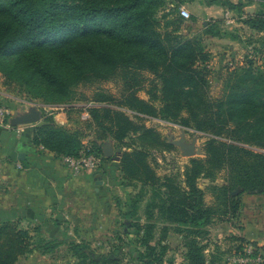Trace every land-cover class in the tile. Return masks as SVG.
<instances>
[{"label":"trees","instance_id":"obj_1","mask_svg":"<svg viewBox=\"0 0 264 264\" xmlns=\"http://www.w3.org/2000/svg\"><path fill=\"white\" fill-rule=\"evenodd\" d=\"M162 1L0 0V67L8 66V58H14V68L21 65L31 79L60 95L68 94L77 83L105 80L120 70L127 85L120 99L97 91L90 99L91 106L68 110L86 111V125L94 127L97 138L110 137L121 144L134 136L117 163L123 178L149 185L161 216L183 227L187 264H221L213 256L206 258L198 236L213 217L237 216L242 192L264 194V153L248 147L264 149V70L251 59L228 67L223 95L211 97L209 52L198 38H182L172 30L157 28L154 14ZM257 1L264 7V0ZM207 2L238 7L228 0ZM244 23L264 33V12L248 13ZM137 70L138 75L145 70L154 76L147 98L137 96L133 88L138 84L141 89ZM112 106L134 112L138 123ZM146 117L209 135L204 157H190L181 175L159 176L148 147L172 146L141 122ZM83 137L82 129H68L50 118L31 129V145L57 158L77 156ZM89 151L101 157L104 164L100 169L104 168L109 158L92 147ZM220 170L225 171L224 183L209 186L214 202L208 205L197 181L201 177L212 180ZM134 212L135 208L125 213L126 217ZM152 229L151 224L145 225L144 243ZM31 231L37 234L38 226ZM57 242L31 235L17 219L0 221V264H14L34 249L52 252ZM68 244L76 264L117 262L87 243L71 240Z\"/></svg>","mask_w":264,"mask_h":264},{"label":"rangeland","instance_id":"obj_2","mask_svg":"<svg viewBox=\"0 0 264 264\" xmlns=\"http://www.w3.org/2000/svg\"><path fill=\"white\" fill-rule=\"evenodd\" d=\"M207 1L163 0L156 9L154 17L158 22L157 28L161 32L172 30L182 38L195 37L199 39L210 55L208 61L210 69L209 95L218 97L223 95V81L228 67L243 64L251 59L255 66L264 70V33L257 32L244 23L248 13L264 12V7L257 0H228L238 5L236 8L228 7L222 3L209 4ZM180 6H185L188 9L189 18L178 17ZM173 20H177V22H173ZM14 61V58H8L9 65L0 67V103L10 110V118L35 107L40 111V120L32 123L33 125L42 124L43 121L50 118L68 129H82L84 137L81 150L92 147L104 155L103 148L111 146L112 155L107 157L109 158L108 164L91 175H99L97 180H101L102 175L112 176L111 185L116 187L115 190L119 189L113 193V201L121 215L120 223L111 227L107 234L100 235L98 238L86 235V232L80 230L81 226L78 224L70 226L61 224L58 227L55 224L53 227L42 224L38 226L39 232L36 234L31 231L35 228L36 223L20 222L19 226L29 228L31 235L42 236L46 240L56 239L59 244L49 253H42L39 249H34L19 256L14 264H76V258L68 246L71 240L87 243L96 252L107 253L116 259V264H187L184 258L183 236L185 232L182 231L183 227L169 223L165 216H161L157 206L159 202L152 196V188L149 185H142L138 181L123 178L118 166L117 169L115 167L122 152L128 150L126 144L131 143L134 136L129 135L121 144L116 143L110 137L97 138L98 133L94 127L88 128L86 125L85 121L88 119L86 111L76 113L68 110L69 107L85 109L91 106L90 99L97 91H104L114 98L120 99L127 88L126 79L123 78L121 71L117 70L105 80L77 83L68 94L60 95L42 86L38 80L31 79L30 73L21 65L14 68ZM136 74L137 80L138 76L142 78L140 90H138V84L133 86L136 95L147 98L146 90L149 88V81L154 76L145 70L140 71L139 75L137 70ZM112 107L124 111L129 118L138 123L134 112L117 106ZM141 122L146 127L153 128L162 139L172 146L170 149L148 147L149 158L159 176L183 173L190 157L182 155L178 146L170 142L173 139H178L182 133H184L186 142H190L196 137L195 148L198 153L193 157H204V143L209 135L158 118L146 117ZM25 128L27 127H24V131L31 132L32 127ZM248 147L264 153L263 148ZM224 179L225 171L223 170L218 171L212 180L205 177L198 179V186L205 192L206 204L212 205L214 202L209 186L223 184ZM238 191L233 193L236 194ZM262 196L242 192L240 194L242 207L237 216L217 215L211 219L198 236V241L204 245L207 259L213 256L221 264H239L233 262V257L241 255L242 243L235 240L233 236H238L236 234L241 230L244 223L242 221L247 214L258 216L261 213L258 206L263 203ZM134 208L135 212L131 217H126L125 213ZM147 223L151 224L153 229L144 243L142 238L146 237L143 232ZM56 228L59 233L55 232Z\"/></svg>","mask_w":264,"mask_h":264},{"label":"crops","instance_id":"obj_3","mask_svg":"<svg viewBox=\"0 0 264 264\" xmlns=\"http://www.w3.org/2000/svg\"><path fill=\"white\" fill-rule=\"evenodd\" d=\"M33 126H18L20 133L0 130V221L17 219L52 227L78 224L91 238L104 236L121 219L113 201L119 189L111 185L112 176L97 180L99 175L92 176L93 172L71 174L52 152L31 145V132L24 127ZM21 151L25 156L18 159ZM256 196L264 199V194ZM258 208L261 213L247 214L236 235L264 246V200Z\"/></svg>","mask_w":264,"mask_h":264},{"label":"built area","instance_id":"obj_4","mask_svg":"<svg viewBox=\"0 0 264 264\" xmlns=\"http://www.w3.org/2000/svg\"><path fill=\"white\" fill-rule=\"evenodd\" d=\"M190 12L185 6L179 7V16L189 18ZM10 110L0 103V130L6 129L14 133H20L21 129L10 123ZM64 167L73 175L99 171L104 162L101 157L89 149L81 150L77 156H61L59 158ZM233 262L239 264H264V248L251 242L242 243L241 255H235Z\"/></svg>","mask_w":264,"mask_h":264},{"label":"water","instance_id":"obj_5","mask_svg":"<svg viewBox=\"0 0 264 264\" xmlns=\"http://www.w3.org/2000/svg\"><path fill=\"white\" fill-rule=\"evenodd\" d=\"M40 120V111L35 107L30 108L27 111H24L18 115L13 116L10 118V123L14 126L16 125H25V124H32ZM172 144L178 146L181 150L182 155L187 157H193L198 150H196V137H194L190 142H186L184 133L178 139H173L170 141ZM103 156L110 157L112 155V147L105 146L103 148ZM25 156V152L21 151L18 153V159H23Z\"/></svg>","mask_w":264,"mask_h":264}]
</instances>
